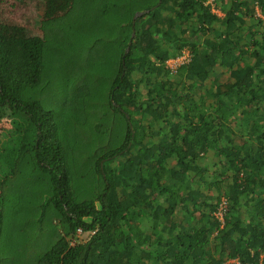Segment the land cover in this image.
I'll return each instance as SVG.
<instances>
[{
    "label": "trees",
    "instance_id": "obj_1",
    "mask_svg": "<svg viewBox=\"0 0 264 264\" xmlns=\"http://www.w3.org/2000/svg\"><path fill=\"white\" fill-rule=\"evenodd\" d=\"M207 2L57 0L41 35L0 24V131L36 172L9 194L20 172L0 150V236L7 201L29 207L26 264H264V0ZM217 66L230 79L209 90Z\"/></svg>",
    "mask_w": 264,
    "mask_h": 264
},
{
    "label": "rangeland",
    "instance_id": "obj_2",
    "mask_svg": "<svg viewBox=\"0 0 264 264\" xmlns=\"http://www.w3.org/2000/svg\"><path fill=\"white\" fill-rule=\"evenodd\" d=\"M61 7L62 8H57V0H3L0 24L2 30L6 34L13 37L41 35L42 31L40 29V24L42 18H44L52 9H55L57 13H61L64 8L63 6ZM255 17L264 20V14H261L259 9H256ZM218 31L220 30L218 29ZM49 33V31L46 32V34ZM208 36L213 37L215 36V34L213 31H211ZM249 62L252 63L253 59H250ZM228 79H230L229 70L223 66H217L215 72L211 74V76L206 80V87L209 88V90H213L216 81L223 83ZM140 92L144 94L145 89L141 87ZM206 95L209 96V93H206ZM41 98L46 108L54 109L56 113V119L58 123L61 124L63 121V114H60L59 112L60 105L52 100V97L48 92H44ZM96 119L100 121H103L105 119L109 120V118L106 117L100 119L96 117ZM81 120H84L83 115L81 117ZM2 121L3 123H5L4 121H10V115L5 110L3 111V107L0 106V122ZM87 121V119L84 120V122ZM107 124H109V121L107 122ZM7 128L8 126H5V129L0 131V150L6 149L10 153L9 149L14 148V146L13 143L9 141L10 133ZM62 132L64 133L63 129L59 128L60 136L63 135ZM143 133H141L142 136ZM146 139L148 138L145 137L143 140ZM16 154L17 152H15V156ZM15 156L13 153L7 155V157H10L9 160L13 161L15 158L14 168L17 170L16 172H20L18 175L15 174L11 177V181L8 184L10 188L9 194H22L23 196H27L30 193L29 182H32L34 177L36 176V172L34 170L35 164L31 159L30 154L17 157ZM18 158L19 160H17ZM206 159L210 163V171H217L219 166H216L217 160L215 159L213 154L211 153L210 157H206ZM1 163L4 165V170L2 171H6L5 169L7 167V164L4 163V159L2 158H0V165ZM3 173L4 172L0 174ZM202 189L204 192H208L216 196L214 190L207 191L206 187H203ZM214 199H216V197H214ZM15 200L17 199L13 200L11 197V199L7 201V205H5L6 221L4 224L3 233L0 236V264H26L30 257V255L28 256V252L26 249L27 244L23 243L25 241L27 242V240L30 238V234L33 231V228L31 224L24 225V220L22 219V215L27 216L30 213V210L29 207H25V209H21L19 211L18 206H12ZM20 202H22L21 199L18 201V203ZM243 210L244 209H242V212ZM243 216L245 218L244 212ZM43 220L47 226L49 224V218H44ZM83 236L84 234L81 236L82 239L85 238Z\"/></svg>",
    "mask_w": 264,
    "mask_h": 264
},
{
    "label": "built area",
    "instance_id": "obj_3",
    "mask_svg": "<svg viewBox=\"0 0 264 264\" xmlns=\"http://www.w3.org/2000/svg\"><path fill=\"white\" fill-rule=\"evenodd\" d=\"M190 60V51L188 49H184L182 51V53L175 57V58H171L167 61V66L169 67V69L171 70L172 73H175L176 69L178 66H180L183 63H187ZM226 207V201L223 199L222 202L219 205L218 208V212L216 213V215L222 220L223 218V210ZM77 234L78 236L83 235L82 230L80 228L77 229ZM76 242H79V240L74 239L71 241V245H74Z\"/></svg>",
    "mask_w": 264,
    "mask_h": 264
},
{
    "label": "crops",
    "instance_id": "obj_4",
    "mask_svg": "<svg viewBox=\"0 0 264 264\" xmlns=\"http://www.w3.org/2000/svg\"><path fill=\"white\" fill-rule=\"evenodd\" d=\"M229 2H230V0H226V4L227 5H229ZM207 3H210L211 4L212 11L215 12L217 15H219V14H220L219 16H223L224 15V13L222 12V10L220 9L221 8L220 0H208ZM256 9H258V8L256 7ZM219 30L220 31H223V28H220ZM211 153L213 154V152H209L206 157H210V154ZM146 230H149V229H146Z\"/></svg>",
    "mask_w": 264,
    "mask_h": 264
},
{
    "label": "water",
    "instance_id": "obj_5",
    "mask_svg": "<svg viewBox=\"0 0 264 264\" xmlns=\"http://www.w3.org/2000/svg\"><path fill=\"white\" fill-rule=\"evenodd\" d=\"M145 12H149V10L136 12L135 15L133 16V21H135L136 18H138L139 16H142ZM134 36H135V32H132L131 39L129 41V44H128V47H127L126 51H129L130 44L132 43V39H133Z\"/></svg>",
    "mask_w": 264,
    "mask_h": 264
}]
</instances>
